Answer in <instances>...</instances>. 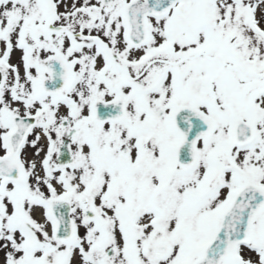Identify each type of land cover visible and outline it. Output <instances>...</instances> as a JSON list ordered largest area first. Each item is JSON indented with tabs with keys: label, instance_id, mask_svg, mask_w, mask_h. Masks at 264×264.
Here are the masks:
<instances>
[{
	"label": "snow or ice",
	"instance_id": "obj_1",
	"mask_svg": "<svg viewBox=\"0 0 264 264\" xmlns=\"http://www.w3.org/2000/svg\"><path fill=\"white\" fill-rule=\"evenodd\" d=\"M0 264H264V0H0Z\"/></svg>",
	"mask_w": 264,
	"mask_h": 264
}]
</instances>
